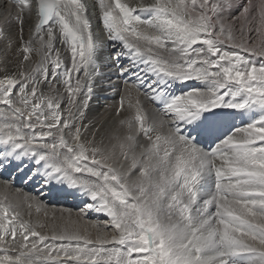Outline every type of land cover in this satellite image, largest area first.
I'll return each instance as SVG.
<instances>
[{"label": "snow or ice", "instance_id": "1", "mask_svg": "<svg viewBox=\"0 0 264 264\" xmlns=\"http://www.w3.org/2000/svg\"><path fill=\"white\" fill-rule=\"evenodd\" d=\"M0 147V264H264V0H0Z\"/></svg>", "mask_w": 264, "mask_h": 264}, {"label": "bare ground", "instance_id": "2", "mask_svg": "<svg viewBox=\"0 0 264 264\" xmlns=\"http://www.w3.org/2000/svg\"><path fill=\"white\" fill-rule=\"evenodd\" d=\"M130 2L131 3H137L138 2V0H130ZM147 2H150V0H147ZM26 32H27V26H26ZM106 73H107V69H103ZM116 78H114V76H113V80H115ZM122 87V86H121ZM106 97H101V98H95L94 97V99H93V101H92V109H93V111H95V110H97V109H103V106L104 105H112V104H114L115 103V101L116 100H118V94H116V96L111 92V91H108V92H106ZM137 95V91H136V89L134 88L133 89V96H136ZM140 98H141V100H142V102H143V104H144V106L145 107H147V108H149V109H154L155 107L148 101V99L140 92ZM100 99H104V100H101L100 101ZM0 181H3V180H1L0 179ZM22 192H24V191H22ZM76 198H77V200H78V198H79V200H82V198L81 197H79V196H76ZM78 200V201H79ZM78 201L76 202V203H78ZM56 209V208H55ZM53 210V207H52V209L50 208V206L48 207L47 206V211L49 212V215L54 211H52ZM56 213H57V215H59V212H58V209H57V211H55ZM94 214H97V213H95L94 212ZM73 217L75 218V217H77V216H74L73 215ZM33 218H35V213H33ZM41 218H43V217H41ZM86 221H88L87 219H83L82 220V223L83 222H86Z\"/></svg>", "mask_w": 264, "mask_h": 264}, {"label": "rangeland", "instance_id": "3", "mask_svg": "<svg viewBox=\"0 0 264 264\" xmlns=\"http://www.w3.org/2000/svg\"><path fill=\"white\" fill-rule=\"evenodd\" d=\"M133 98H135V96H133ZM147 108V107H146ZM78 200H79V198H78ZM77 200V198H76V202L78 201ZM82 200H79L78 201V203H80ZM75 202V203H76ZM78 203H76V204H78ZM48 206V205H47ZM51 209H52V207H50ZM56 208V209H55ZM57 209H58V212H60V210L61 209H67V208H62V207H53V210L54 211H57ZM52 210V211H53ZM69 210H71L72 211V215H74V216H78L79 215V213H80V211L79 210H77V209H69ZM89 213H91V214H89V215H87L86 217H84L85 219H87L88 221L90 220V221H93V222H100V223H104L105 222V216H99V215H103V214H94V212H89ZM51 215V214H50ZM91 215H93L94 217H96V216H99V217H96V219L97 220H95V218L93 217H91ZM90 218V219H89Z\"/></svg>", "mask_w": 264, "mask_h": 264}]
</instances>
